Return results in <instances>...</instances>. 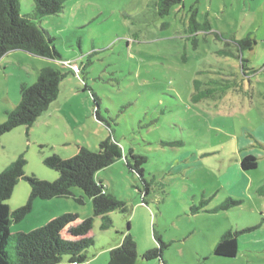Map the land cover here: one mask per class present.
Wrapping results in <instances>:
<instances>
[{
	"label": "rangeland",
	"instance_id": "rangeland-1",
	"mask_svg": "<svg viewBox=\"0 0 264 264\" xmlns=\"http://www.w3.org/2000/svg\"><path fill=\"white\" fill-rule=\"evenodd\" d=\"M62 2V13L37 22L60 60L21 51L0 59V124L19 103L22 85L34 84L45 69L64 74L56 100L35 124L1 137L0 172L23 156L25 175L54 182L58 175L45 158H71L78 146L96 151L111 135L125 155L144 157L147 186L123 159L95 174L129 214L111 213L103 231L93 219L85 264H107L108 249L124 233L135 240L137 264H161L141 259L158 246L154 235L168 245L164 264H264V0H184L163 17L157 0ZM19 3L22 15L32 12V0ZM246 36L255 44L239 51L235 42ZM209 87L223 93L193 99ZM246 156L256 159L255 168L242 170ZM29 193L21 180L5 203L14 211ZM227 199L241 203L214 211ZM63 214L92 217L91 201L35 200L26 217L11 223L10 235L29 234ZM247 229L234 258L213 254L225 232Z\"/></svg>",
	"mask_w": 264,
	"mask_h": 264
},
{
	"label": "trees",
	"instance_id": "trees-1",
	"mask_svg": "<svg viewBox=\"0 0 264 264\" xmlns=\"http://www.w3.org/2000/svg\"><path fill=\"white\" fill-rule=\"evenodd\" d=\"M183 1L157 0L158 16L168 15L173 7L182 4ZM32 2V12L29 15H22L19 0H0V59L12 51H21L49 61L60 60V55L53 46V37L49 36L48 32L42 29L38 23L44 17L62 13L63 2L62 0H32ZM235 44L238 50L242 51L244 48L251 50L255 42L246 36ZM244 63V59L240 58L243 72L247 70ZM63 64L67 67L77 66L69 62ZM63 76L64 74L60 71L45 69L34 84L22 85L19 103L13 110L5 113L6 120L0 124V139L18 127L27 129L32 127L41 114L46 112L49 105L56 100ZM214 90L216 92H213V89L209 87L205 93L198 97L194 96L193 99L198 101L213 98L215 93L216 96L223 93L218 91V88ZM93 99L95 102L94 97ZM94 115L99 120L97 111L94 112ZM122 159L125 166L146 187L144 157L134 155L131 151L125 155L111 135L100 140L96 151L79 146L77 154L71 158L61 159L57 155L45 158L44 165L58 175L54 182L41 181L33 175H25L23 156L5 167L0 172V264H59L63 256L68 258L69 264H85L87 260L85 252L94 245L93 238L89 237L93 219L101 220L100 229L103 231L111 225L109 218L111 213L129 214L124 202L108 194L100 181L97 183L94 181V176L98 171ZM254 159L252 156H246L241 162L242 170L255 168L256 159ZM247 161L252 163L248 165L245 163ZM21 180H24L30 188L29 197L24 206L11 211L5 202ZM74 188L80 190L83 196L75 197L72 191ZM259 191V194L264 193V185L259 188ZM146 194L147 192L142 193L141 203L143 205H145ZM83 197L91 201L92 217L78 221V216L75 214H63L51 219L46 225L29 234L10 235L11 223H17L26 217L31 212L33 201L72 198L74 202L83 204ZM240 203V201L227 199L214 211H225ZM199 208L201 210L202 206ZM199 208H195V210H199ZM249 230L225 232L215 245L213 254L222 258H234L239 252L238 236ZM63 234H66L65 239L62 237ZM154 240L158 246L143 253L141 259L145 261L158 260L164 264L163 250L168 245L155 235ZM138 259L135 240L129 233H124L120 244L109 251L107 264H137Z\"/></svg>",
	"mask_w": 264,
	"mask_h": 264
},
{
	"label": "crops",
	"instance_id": "crops-1",
	"mask_svg": "<svg viewBox=\"0 0 264 264\" xmlns=\"http://www.w3.org/2000/svg\"><path fill=\"white\" fill-rule=\"evenodd\" d=\"M41 59H42V58H41ZM48 61H49V60H48ZM100 140H101V139H100ZM78 147H79V146H78ZM83 147H84V146H83ZM217 242H218V241H217ZM217 242H216V244H217ZM119 244H120V243H119ZM119 244H118V245H119ZM216 244H215V245H216ZM118 245H116V246H114V247H111V248L108 249V250L110 251L111 249L117 247ZM240 245H241V243H240V241L238 240V251H239ZM109 251H108V252H109ZM238 253H239V252H238Z\"/></svg>",
	"mask_w": 264,
	"mask_h": 264
},
{
	"label": "built area",
	"instance_id": "built-area-1",
	"mask_svg": "<svg viewBox=\"0 0 264 264\" xmlns=\"http://www.w3.org/2000/svg\"><path fill=\"white\" fill-rule=\"evenodd\" d=\"M71 68H72V70H73L74 72H76V73L79 72V69H78L77 66L73 65V66H71Z\"/></svg>",
	"mask_w": 264,
	"mask_h": 264
}]
</instances>
